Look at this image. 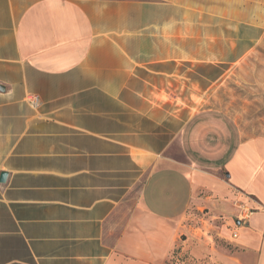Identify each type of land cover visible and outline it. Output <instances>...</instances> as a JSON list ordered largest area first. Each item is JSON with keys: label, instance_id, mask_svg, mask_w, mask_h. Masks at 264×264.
<instances>
[{"label": "crops", "instance_id": "obj_1", "mask_svg": "<svg viewBox=\"0 0 264 264\" xmlns=\"http://www.w3.org/2000/svg\"><path fill=\"white\" fill-rule=\"evenodd\" d=\"M243 13L0 0V264H264V134L196 95Z\"/></svg>", "mask_w": 264, "mask_h": 264}, {"label": "rangeland", "instance_id": "obj_2", "mask_svg": "<svg viewBox=\"0 0 264 264\" xmlns=\"http://www.w3.org/2000/svg\"><path fill=\"white\" fill-rule=\"evenodd\" d=\"M234 4L235 0H228L229 7ZM243 7V39L227 48L213 45L217 58L227 62L211 71L210 88L196 95L203 108L236 116L248 134H264V0H243ZM241 52L238 60H231ZM180 256V261L190 263Z\"/></svg>", "mask_w": 264, "mask_h": 264}, {"label": "built area", "instance_id": "obj_3", "mask_svg": "<svg viewBox=\"0 0 264 264\" xmlns=\"http://www.w3.org/2000/svg\"><path fill=\"white\" fill-rule=\"evenodd\" d=\"M24 100L32 108H36L39 104V96L36 93H31V92L26 93L24 96Z\"/></svg>", "mask_w": 264, "mask_h": 264}, {"label": "water", "instance_id": "obj_4", "mask_svg": "<svg viewBox=\"0 0 264 264\" xmlns=\"http://www.w3.org/2000/svg\"><path fill=\"white\" fill-rule=\"evenodd\" d=\"M5 177V173H3L2 175H1V179H3Z\"/></svg>", "mask_w": 264, "mask_h": 264}]
</instances>
